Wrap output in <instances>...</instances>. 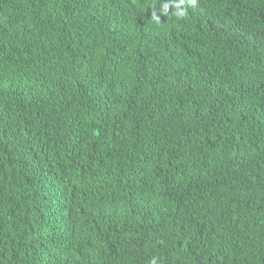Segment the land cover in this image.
<instances>
[{"label":"trees","instance_id":"16d2710c","mask_svg":"<svg viewBox=\"0 0 264 264\" xmlns=\"http://www.w3.org/2000/svg\"><path fill=\"white\" fill-rule=\"evenodd\" d=\"M160 3L0 0V264H264V0Z\"/></svg>","mask_w":264,"mask_h":264},{"label":"clouds","instance_id":"9594fccd","mask_svg":"<svg viewBox=\"0 0 264 264\" xmlns=\"http://www.w3.org/2000/svg\"><path fill=\"white\" fill-rule=\"evenodd\" d=\"M197 0H161L160 11H156L153 6L150 21L156 25L162 23L161 16H168L169 14L175 16L177 19H185L189 15V5L195 6ZM158 258L152 257L148 264H157Z\"/></svg>","mask_w":264,"mask_h":264},{"label":"bare ground","instance_id":"6f19581e","mask_svg":"<svg viewBox=\"0 0 264 264\" xmlns=\"http://www.w3.org/2000/svg\"><path fill=\"white\" fill-rule=\"evenodd\" d=\"M42 29V28H41ZM32 35V34H31ZM1 38V37H0ZM13 46V45H12Z\"/></svg>","mask_w":264,"mask_h":264}]
</instances>
